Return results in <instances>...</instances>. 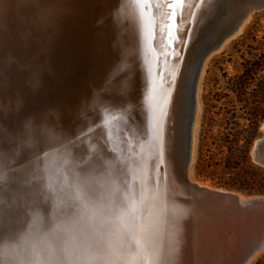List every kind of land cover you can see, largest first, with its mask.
<instances>
[{"label":"bare ground","instance_id":"bare-ground-1","mask_svg":"<svg viewBox=\"0 0 264 264\" xmlns=\"http://www.w3.org/2000/svg\"><path fill=\"white\" fill-rule=\"evenodd\" d=\"M235 1L192 0L185 11L187 20L191 16V28L185 34L189 47L169 106L167 135L180 147L194 114L190 181L195 180L199 91L206 62L239 35L253 15L212 49L236 22ZM122 4V0H0V125L7 126L10 136L0 145V177H12L4 189L0 187V211L15 208L22 219L24 213L37 210L35 226L5 243L2 264H128L132 257L136 264H161L164 232L166 244L172 246L181 201L175 196L170 199V221L162 232L161 189L150 178L145 183L142 176L145 153L155 154L158 147L150 131L160 130L167 93L163 91L154 105L142 107L143 119L121 122L113 139L96 131L91 138L101 140L71 143L74 134L96 116L89 113V121H74L79 112L102 101H113L107 108L123 109L135 99L136 89L145 91L148 69L140 64V10L130 11ZM108 80L110 86L99 98L88 97ZM125 87L130 89L122 99ZM53 150L58 152L27 163L36 158L29 160L34 153L39 151L41 156ZM175 154H170L173 161ZM88 162L95 167L86 166ZM178 177L173 175V188L178 187ZM195 181L214 188L209 182ZM32 200L33 209L25 210L24 203ZM153 201L157 207L150 214ZM114 224L135 237L123 257L113 247L115 234H109ZM229 258L218 264H237L233 256Z\"/></svg>","mask_w":264,"mask_h":264},{"label":"water","instance_id":"water-1","mask_svg":"<svg viewBox=\"0 0 264 264\" xmlns=\"http://www.w3.org/2000/svg\"><path fill=\"white\" fill-rule=\"evenodd\" d=\"M122 1L124 2L122 6L128 8L127 10L132 11L134 7L140 10V64L148 69V78L144 85L145 91L142 92L140 88L136 89L135 99L127 102L123 109L107 108V105L113 104V101L111 103L102 101L98 106H94L93 103L91 108H85L84 114L79 112L74 121L80 119L89 121V113H94L96 116H94L95 118L92 117L90 122H86L83 129L81 128L74 134L71 143H77L81 140L86 143L96 139L101 140L99 137L91 138V134L96 131H102L106 134V138L113 139L112 133L121 122L127 121L131 117L143 119L142 107L154 105L157 98L165 91L167 97L161 116L163 122L160 124V130L157 134L150 131L153 143L158 147L155 154L150 152L147 156L145 153L144 157L146 158L142 169L144 182L147 183L151 179L153 185L159 187L162 192L164 199L163 219L165 218L162 232L165 227L167 230L170 221L168 212L170 199L175 196L181 201L182 211L176 217L178 219L177 231L176 235L173 236L170 248L168 247L169 242L166 244L167 234L162 233L164 248L161 264H171L172 261L179 260L193 261L195 264H218L225 259L231 261L230 255L237 260V264L251 262L256 255L264 252V195H245L237 190L214 185V188H210L201 186L195 180H189L188 170L193 159L191 128L194 122V114L190 115V129L187 128V135L180 147L175 146L173 139L169 141L167 135L168 110L189 47L188 35L185 34L190 31L191 16L187 20L185 11L191 7L192 0ZM196 6L194 5L192 8L193 11ZM234 6L233 15L235 16L234 22H236L212 49L218 48L224 39L233 36L249 15L264 11V0H236ZM139 70L140 67L136 69V71ZM199 71L200 67L196 80ZM131 73L133 72L130 71L129 74ZM108 82L109 80L106 83L103 82L105 84L102 88L99 87L90 91L88 97H91L90 99L99 98L104 89L110 86ZM129 89L127 87L123 89L122 99L128 96ZM195 109L196 103L194 102V112ZM27 115L29 116V114ZM40 129H37V133L41 131ZM8 135L7 126L1 124L0 145L7 137L9 139L6 142L10 140ZM259 138L261 139L258 143L255 145L254 142L253 144L251 154L253 161L264 169V134ZM148 144H150V150L152 146L150 139L147 140L146 147ZM172 151L177 153L175 154V161L170 158ZM56 152L58 151H48L39 156L40 152L38 151L29 160L33 157L36 158L27 163L32 165L42 157L44 159V157ZM127 154L130 155V152ZM85 165L93 168L96 164L88 162ZM20 168L17 170L21 171ZM31 170L33 171L34 168L31 167ZM22 171L25 172L24 169ZM173 175L179 176L177 188L171 186ZM10 177V175L0 177L1 188L4 189L10 183L8 182L12 178ZM34 204L36 203L32 200L27 204L24 203L23 207H28L25 210L30 211L28 209L32 210ZM25 210L23 208L20 213H24ZM33 211L32 214L31 212L24 213L22 219L17 215L15 208L6 209L2 213L0 211V264L4 262L1 258L5 243L21 238L28 229L35 226L33 214H37V210ZM27 215L29 219L25 221ZM165 244L168 247L167 250Z\"/></svg>","mask_w":264,"mask_h":264},{"label":"rangeland","instance_id":"rangeland-1","mask_svg":"<svg viewBox=\"0 0 264 264\" xmlns=\"http://www.w3.org/2000/svg\"><path fill=\"white\" fill-rule=\"evenodd\" d=\"M254 35L258 41L264 35V11L253 14L243 31L235 39L230 40L220 52L214 53L206 62L199 91L200 110L195 147L197 155L192 168V177L195 180L223 187L217 185L216 182L229 179V174H223V163L213 165L208 169L215 172L214 180H211L210 175L207 176L208 174H198V150L202 148L204 159L213 156L214 161H220L228 152V143L225 140L228 137L232 138L240 129L230 123L232 117H237L243 126L248 127L250 123L249 117L254 108L257 81L251 83L246 92L241 94L239 88L232 86L231 78L242 73L244 58L250 57L249 45H258V41L253 39ZM262 107L264 108V103H262ZM263 124L264 119L259 122L250 147L251 162L262 171L264 169L253 161L251 150L254 142L264 133ZM242 193L245 195H264L255 192ZM258 261L260 264H264V252L257 255L249 264H257Z\"/></svg>","mask_w":264,"mask_h":264},{"label":"trees","instance_id":"trees-1","mask_svg":"<svg viewBox=\"0 0 264 264\" xmlns=\"http://www.w3.org/2000/svg\"><path fill=\"white\" fill-rule=\"evenodd\" d=\"M254 41H258L253 36ZM248 53L250 57L244 58L242 63V73L231 78L232 86L240 89L243 94L251 86V83L257 81L254 97V108L249 117L248 127L243 126L237 117H232L231 122L236 128L237 133L232 138L228 137L225 142L228 143V152L220 161H214L213 156L204 159L202 148L198 150L197 168L198 174L210 175L214 180L215 172L208 169L213 165L223 163V174H229L226 181H218L217 185L236 189L245 193L264 194V171L255 167L251 162L250 147L255 136L259 122L264 119V35L258 41L257 46L249 45ZM260 264V261L257 262Z\"/></svg>","mask_w":264,"mask_h":264},{"label":"clouds","instance_id":"clouds-1","mask_svg":"<svg viewBox=\"0 0 264 264\" xmlns=\"http://www.w3.org/2000/svg\"><path fill=\"white\" fill-rule=\"evenodd\" d=\"M157 207L156 202L153 201V203L150 206V214L153 209ZM115 234V242L113 244L114 249L118 250V254L122 257L126 255L131 248L132 244L135 243V237L131 236L130 233L127 231L121 230L117 225H113L111 229H109V234ZM122 250V251H119ZM128 264H136V258L132 257Z\"/></svg>","mask_w":264,"mask_h":264}]
</instances>
